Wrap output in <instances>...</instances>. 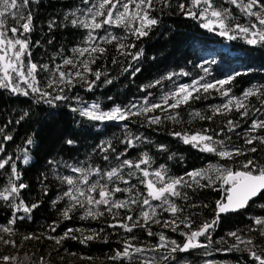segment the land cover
Segmentation results:
<instances>
[{
  "label": "trees",
  "instance_id": "trees-1",
  "mask_svg": "<svg viewBox=\"0 0 264 264\" xmlns=\"http://www.w3.org/2000/svg\"><path fill=\"white\" fill-rule=\"evenodd\" d=\"M169 2L171 7H165L163 3L154 4L155 10L151 12V16L158 20V24L152 27L147 36L140 39L130 35L123 28L104 26L113 35L126 37L123 43L135 45L123 51L135 54L142 49L143 54L139 59L133 60L132 56L117 52V41L103 43L98 39L97 43L105 48L106 52L102 56L99 53L94 54L99 58L90 64V68L93 72L102 73L99 80H96L94 75L84 73L79 63L75 69L64 66L65 72L79 70L88 81H95L91 91L83 82H75V87L70 91L67 85H61L65 88L63 94L70 99L56 101L53 106L43 100L38 102V97L31 93L24 96L13 93L9 88L0 87V129H3L0 143L4 146V152L0 153V161L11 157L9 164L0 169V191L9 186V179L12 177L10 165L15 162L20 175V179L15 180V183L17 185L23 183L27 187L20 190L19 197L14 202L19 204L22 199L28 206L38 205L32 209L30 216H25L22 210L16 211V217L25 218H17L14 224H10L14 215L12 202L0 199V229L3 230L4 227L11 229L10 232H6L10 239L8 244H4L1 254L3 256L11 251L13 259L9 260V264H72L77 260H85L87 264H127L126 261L112 260L110 257L115 255L116 251L122 250L125 239L132 236L136 237L131 241L135 247L146 249L159 243L160 233L180 245L185 243V236L180 235V232H188V229L182 224L175 232L163 227L162 223L152 224L151 230L157 235L148 236L144 228L137 227L132 233H127L121 228L108 227L116 221L107 213L97 219L91 217L82 219L85 210L77 208L69 213L71 219L64 218L62 213L69 201L66 197L64 199L60 197L69 186L62 182L61 178L77 175L71 171L69 165L107 168L110 165L103 159L105 155L113 165L119 163L114 157L116 153L127 148L128 139H132L136 146L127 148L126 156H122L121 159L138 161L147 153L152 161L151 166L142 167H148L150 172L163 166L169 176H184L191 183V178L187 177L186 173L210 167L213 169L207 173L213 181L211 186L197 187L193 184L192 188L181 189L182 194L187 193V200L176 199V203L185 209L181 215L190 216L194 222L193 228L205 221L211 222L216 217L217 202L224 201L230 187L218 178L216 166L236 171L240 168V162L249 157L264 163V144H260L259 141L252 145L245 143L252 120L264 119V103H261L264 96L259 98L252 96L244 100L251 111L249 117L243 119L241 113L235 110L225 115H213L212 109L229 99L214 89L207 93L201 89L200 92L194 93V96L200 97L199 99H192L188 104H182L176 109L168 107L174 103L173 99L170 98L167 104H163L162 101L165 95L177 91L180 85L191 84L202 76L205 79L200 81L201 84L214 83L237 71L247 74L236 76L230 84L224 86L230 89L231 97L243 98V93L253 87L264 92V46L249 45L242 38L228 40L214 31L202 28L200 26L202 21L186 17L179 8L180 3H184L186 9L191 7L190 0ZM216 2L230 9L236 17V22L249 23V18L231 4L224 3V0ZM95 3L97 0H89L87 4L83 0H39V3L32 4L30 11L33 14V30L25 34L30 41L32 62L38 65L48 64L49 68L54 70L56 65L63 64L65 58L77 62L87 59V54L80 57L72 52L73 48L86 46L83 41L87 36V30L73 27L69 21L76 17L83 19L82 13ZM73 12L75 16L71 15ZM65 15H68V21H65ZM51 21H55V24L50 29ZM12 23L14 22L10 20L9 24ZM105 34L104 29L95 33L98 37ZM113 58L116 59V63L113 62ZM200 65H203V68ZM204 68L208 69L207 73ZM170 74L171 79L168 78ZM48 78V72L42 71L38 74V79L42 82ZM20 87L26 88V85L21 83ZM219 87L217 85V88ZM45 90L53 96L59 92V88L55 86ZM145 100L148 104L144 103ZM93 103L99 105L101 112L120 107L122 110L139 114L130 115L125 120L94 121L82 117L78 111L71 110L73 107L86 108ZM153 103H161L163 107L147 113L142 111ZM133 105L135 107H132ZM195 112L212 118L194 117L191 114ZM169 115H177L178 122L168 119ZM153 117H159L160 123H149ZM228 120L239 123L234 132H229L225 126ZM205 129L210 130L209 135H213V132L222 133L214 136V139L224 141L229 150L240 148L247 151L248 148L255 147L257 152L225 160L217 155L201 152L174 135V133L192 135ZM252 134L264 135V130ZM4 135H10L12 139L4 140ZM137 137L140 139H136ZM229 137L231 139H228ZM29 138L32 140L31 144L27 143ZM69 140L74 143H67ZM109 142L116 151L112 152L109 149L108 152H102L98 146L107 147ZM25 156L29 158L28 164L23 163ZM50 161L52 163H49ZM85 161L87 163H83ZM124 171L127 173L129 169L125 168ZM132 184L137 185L139 191L146 192L144 185L137 179L133 178ZM200 184L208 185L209 181L200 179ZM120 186L127 187L123 184ZM126 195L117 193L116 197L125 199ZM54 201L57 202L53 203ZM138 211V208L133 213L121 210L120 216L132 214L135 218ZM158 218L162 222L165 219H172L167 212L160 213ZM258 218L264 219V198L259 197L255 198V202L250 201L249 206L242 211L220 215L219 222L214 229H210L211 241L203 236L199 237V242L208 247L173 253L174 259L163 261L162 264H255L248 251L244 250L245 244L239 243L237 238L229 233L235 232L241 240L251 239L253 245L264 248V235L260 234L264 226L255 224ZM69 229L73 231L69 233L68 238L60 239ZM93 233H98L94 239L81 242L84 236ZM71 236H75L76 239H72ZM57 239H60V243H56ZM237 244L240 250L232 247ZM164 252V249L159 252L146 251L144 257L156 256L159 259Z\"/></svg>",
  "mask_w": 264,
  "mask_h": 264
},
{
  "label": "snow or ice",
  "instance_id": "snow-or-ice-1",
  "mask_svg": "<svg viewBox=\"0 0 264 264\" xmlns=\"http://www.w3.org/2000/svg\"><path fill=\"white\" fill-rule=\"evenodd\" d=\"M84 3H89V0H83ZM39 3V0H0V87L9 88L13 93L29 96L30 93L39 100H43L49 105L55 106L56 101L69 100L70 97L63 94L65 88L61 85H67L70 91L72 87H75V82H83L88 85V90L91 91L95 81H88L84 73H89L99 80L102 73L99 71L93 72L90 68L91 63H95L99 57L94 55L99 53L102 56L106 49L100 47L97 40L99 39L103 43H112L117 41V52L121 55H130L133 60L139 59L143 54L141 49L138 53H131L123 51L125 48L135 47L134 44H125L122 41L126 37H119L113 35L110 31L104 28L105 25L116 28H123L130 35L140 39L147 36L152 30L153 26L158 24V20L151 16V12L155 10V3H163L165 7H171L169 0H97V3L89 7L86 12L82 13L84 18L76 17L69 21L73 27H82L87 30V36L85 37L83 44L84 47H76L72 49L75 55L84 57L87 54V59L75 61L71 58H65L62 65H56L55 69H50L48 64L38 65L31 60V51L29 48L30 41L25 34L30 33L33 30V14L30 11L32 4ZM224 3L231 4L239 10L241 14L249 18L248 24H240L236 22V17L230 9L223 7L222 4H217L216 0H190L191 7H185L184 3L179 4V8L185 13L186 17L195 19L200 23V26L208 31H214L217 35L225 37L228 40H235L237 38L245 39V42L252 46H264V0H224ZM133 6V7H130ZM195 9L196 11H194ZM77 11H81L77 9ZM75 16V12L71 13ZM102 18V19H100ZM65 21H68V15L64 17ZM14 23L9 24V21ZM138 22V26H137ZM55 24V21L49 23L51 29ZM104 29L106 32L103 36H97V30ZM22 30V31H21ZM11 33V35H9ZM19 33V35H18ZM27 58V59H26ZM113 62L116 63V59L113 58ZM83 67L84 73L77 70L75 72H65L64 66H71L77 68V64ZM203 68V65H200ZM127 70V69H126ZM206 73L208 69H203ZM48 72L49 78L42 82L38 79L40 72ZM139 71V69H137ZM181 75H188V73H180ZM247 74L239 71L229 75L225 79H220L212 82H206L201 84L200 81L205 77H200L194 80L191 84L180 85L177 91L165 95L162 98L163 104H167L171 98L174 103L168 105L169 108L176 109L182 104H188L192 99H199V96H194V93L203 92L207 93L210 89L220 91L224 97L229 99L222 105L215 106L212 109L213 115H225L233 110L241 113V118L249 117L250 109L244 100L249 97L264 96V92H261L255 87L245 91L243 98H236L230 96V89H226L224 86L230 84L236 76ZM106 75V74H105ZM171 79V74L168 76ZM110 83L111 81H107ZM26 85V88H21L20 84ZM159 83V81H157ZM217 85L220 87L217 88ZM59 88V92L53 96L45 89L50 87ZM151 86V85H150ZM222 90V91H221ZM148 104V101H144ZM264 103V100L261 101ZM132 107H135L133 105ZM161 103H153L150 107L142 109L143 112L162 108ZM72 111H78L82 117H86L89 120L105 121V120H125L130 115H138L139 113H133L130 110H122L120 107H115L111 111L101 112L98 104H91L88 107L76 108L73 107ZM166 110V109H165ZM260 111V109H256ZM27 113H25V116ZM178 115V114H177ZM177 115H169L168 119L177 121ZM194 117L200 119H211L212 117L202 116L199 112L192 113ZM24 117L22 116L21 119ZM19 121H17L18 123ZM178 122V121H177ZM151 124L160 123L159 117H153L149 121ZM229 132H234L239 123L233 120H228L225 125ZM264 130V119H253L249 125L248 135L245 138V143L248 145L254 144L259 141L260 144H264V135H253L252 133H258ZM209 129L203 130V132H197L192 135L174 133V135L180 137L185 144H191L194 148H198L201 152H207L219 156L225 160H233L237 156L245 155L247 153L257 152V148L250 147L247 151L234 148L229 150L227 145L222 140H215L214 136L221 135L222 133L213 132V135H209ZM0 134H3V129H0ZM10 135H4V140H11ZM136 139H140L137 137ZM228 139H231L230 137ZM28 144L32 143L31 138L27 141ZM72 144L74 141H67ZM127 148L135 147V143L132 139L126 141ZM100 147L102 152H108L111 149L115 152V148H112L111 143H108L107 147L103 145ZM127 148L120 153H116L114 160L119 163L112 164V161L107 155L103 156L105 161H108L109 167L101 168L100 166H91L87 168L83 166L69 165L71 171L76 173V177L65 176L62 177V182H66L69 186L60 199L65 197L69 203L63 211L65 219H71L69 215L74 209L83 208V218L97 219L104 216L106 213L111 215L112 219L116 223L109 224L111 228H121L127 233H132L137 227L144 228L147 231L148 236H156L151 230L152 224H161L165 228H170L171 231H177L182 224L188 229V232H180V235L185 236V243L183 245L178 244L175 240H170L163 233L158 236L159 243L151 248L135 247L132 244V240L136 237L132 236L129 239H125L122 250L116 251L115 255L110 257L112 260H123L127 264H162L163 261H171L174 259L172 256L176 252H187L190 249L208 247L206 244L199 242V237L203 236L209 242L211 241L210 229H214L215 225L219 222L221 213L235 212L240 209L249 206V202H255V198H264V163H260L255 158L249 157L246 160L240 162V168L233 171L231 168L216 166L215 172L218 174V178L223 181L224 184L230 185L227 196L224 201H218L216 205V217L211 222H203L196 228H193V221L191 217H184L181 215L185 211L182 205L176 203V199L187 200V193L181 192L183 188H192L193 184L197 187L211 186L213 183L212 178L207 175L209 171L213 169L193 170L185 175L191 178V183L186 180L184 176L172 177L167 173V169L161 166L159 169L149 171L148 167L151 166V159L147 153L142 155V158L138 161L130 159H121L122 156H126ZM4 152L3 143H0V153ZM171 158V157H170ZM11 157L0 161V169H3L5 165L9 164ZM24 164L29 163V158L25 156L23 160ZM49 163H52L51 161ZM87 163V161L83 162ZM146 165L148 167H142ZM12 177L9 179V186L5 187L3 191H0V199L5 202L11 201V206L14 208L13 219L9 222L14 224L16 219H24L25 217H16V211H23L25 216H30L32 209L38 205L28 206L20 199L19 204L14 201L19 197L20 190L27 187L25 184L20 183L17 185L15 180L20 179V175L17 172L15 162L11 165ZM129 171L125 173L124 169ZM137 173L140 175L138 176ZM96 177V179H92ZM142 177V178H141ZM135 178L140 184L144 185L146 192H141L137 188V185L132 184V179ZM199 178V179H198ZM200 179H208V185L200 184ZM126 185L127 187H121L120 185ZM135 189V191H134ZM117 193H125V199H119L116 197ZM153 201L157 202L156 204ZM54 201L53 203H56ZM195 206V205H193ZM206 206V205H205ZM136 208L139 209L136 217L132 214L120 216L121 210L127 213H133ZM158 209L160 213L167 212L172 217L171 220L161 221L158 216ZM115 210V211H114ZM130 222V223H129ZM255 224L258 226H264V219H256ZM4 232H10L9 227L3 228ZM55 231V228H53ZM73 230L69 229L65 236L60 239L68 238L69 233ZM261 235H264V227H262ZM98 233L84 236L81 240L82 243L94 239ZM229 235L237 238L239 243L245 244V251H248L250 258L255 264H264V248H258L253 245L251 239L241 240L235 232L229 233ZM32 237H25V239H31ZM52 239L53 237H49ZM72 239H76L75 236H71ZM60 239L56 240V243H60ZM5 243H9L5 241ZM253 245V247H248ZM13 246H15L13 244ZM235 250L239 249V244L232 246ZM164 249L165 252L161 254L159 259L156 256L148 258L144 257V253L159 252ZM13 258L3 257L5 264Z\"/></svg>",
  "mask_w": 264,
  "mask_h": 264
},
{
  "label": "rangeland",
  "instance_id": "rangeland-1",
  "mask_svg": "<svg viewBox=\"0 0 264 264\" xmlns=\"http://www.w3.org/2000/svg\"><path fill=\"white\" fill-rule=\"evenodd\" d=\"M9 239H10L9 235L6 232H4L2 229H0V264H5L3 257L7 256L11 258L12 256L11 251L3 256L1 255L2 251L4 250V244H8V243H5V241H8ZM7 264H9V261L7 262ZM72 264H87V263L85 260H77V261H74Z\"/></svg>",
  "mask_w": 264,
  "mask_h": 264
},
{
  "label": "water",
  "instance_id": "water-1",
  "mask_svg": "<svg viewBox=\"0 0 264 264\" xmlns=\"http://www.w3.org/2000/svg\"><path fill=\"white\" fill-rule=\"evenodd\" d=\"M228 189H229V188H228ZM226 196H227V194H226ZM226 196H225V198H226ZM225 198H224V200H225ZM244 209H245V208L240 209V210L235 211V212L221 213L220 215L233 214V213H236V212L242 211V210H244Z\"/></svg>",
  "mask_w": 264,
  "mask_h": 264
}]
</instances>
